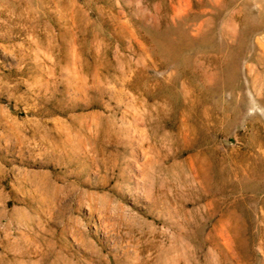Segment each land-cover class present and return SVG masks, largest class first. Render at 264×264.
I'll return each instance as SVG.
<instances>
[{
    "label": "rangeland",
    "instance_id": "374dc122",
    "mask_svg": "<svg viewBox=\"0 0 264 264\" xmlns=\"http://www.w3.org/2000/svg\"><path fill=\"white\" fill-rule=\"evenodd\" d=\"M0 264H264V0H0Z\"/></svg>",
    "mask_w": 264,
    "mask_h": 264
}]
</instances>
